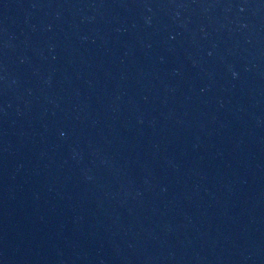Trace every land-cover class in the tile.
Here are the masks:
<instances>
[{
	"label": "water",
	"instance_id": "water-1",
	"mask_svg": "<svg viewBox=\"0 0 264 264\" xmlns=\"http://www.w3.org/2000/svg\"><path fill=\"white\" fill-rule=\"evenodd\" d=\"M264 154V0H0V264H209Z\"/></svg>",
	"mask_w": 264,
	"mask_h": 264
}]
</instances>
